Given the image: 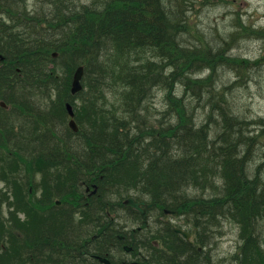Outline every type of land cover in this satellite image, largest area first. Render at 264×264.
<instances>
[{"label": "trees", "instance_id": "obj_1", "mask_svg": "<svg viewBox=\"0 0 264 264\" xmlns=\"http://www.w3.org/2000/svg\"><path fill=\"white\" fill-rule=\"evenodd\" d=\"M134 1L34 0L32 8L26 0H0V53L5 57L0 61V100L18 110L15 114L16 110L11 109L12 114L5 113L0 119L3 139H10L16 124L21 122L24 126L33 121L35 128L30 135H23L17 163L62 165L65 168L40 169L56 182L68 180L72 190H78L81 180L98 182L97 200L88 206L82 218L71 219V231H93L90 234L97 233L103 243L113 242L117 231L106 217V210L116 211V206L121 205L120 198L134 194L180 213L195 208L204 214L206 224L211 219L234 221L242 243L229 263L264 264V183L261 181L263 184L259 186L260 174L254 172L258 177L256 182L251 181L254 185L249 194L244 191L245 180L234 179L242 168L234 153L242 155V142L251 139L246 136L248 120L240 116L239 120L233 114L230 126L227 123L223 130L224 120L222 125L219 121L221 131L210 132L207 124H196L189 113L195 98L206 95L207 100H213L210 90L214 84L209 85L216 74V69L205 66L211 72L206 79H199L202 84L194 90L192 85L196 81L190 72L195 68L190 66L197 61L189 55L209 60L228 57L210 45H204L205 49L200 46L188 49L182 44L183 33L193 41L201 38L199 28L194 37L195 24L190 21L197 0L191 1L188 13L182 0ZM203 1L198 3L201 5ZM132 3L137 6L127 19L128 27L120 23L116 26V20L130 11ZM247 29L238 25L237 36L244 35L242 32ZM116 31L119 37L113 36ZM214 31L220 32L217 28ZM237 36L231 33L226 43ZM195 49L204 51L198 54ZM54 52L58 56L53 58ZM133 63L142 65L136 67ZM80 65L86 70L84 90L73 95V75ZM232 66H237V81L243 70L237 63ZM180 67L184 72L170 74ZM142 70L147 72L141 74ZM181 86L186 94L178 101L175 94ZM156 91L177 104L165 101L163 108H155L152 99ZM68 101L75 108L77 132L68 124L65 108ZM171 116L178 121L171 120ZM18 130L21 131L19 126ZM217 145L234 152L233 155L214 153L212 148ZM63 172L64 177L54 175ZM222 181L225 184L221 189ZM189 186L207 190L208 194L215 191L219 197L209 207L196 201L182 205L177 199L184 197L182 194ZM220 196L224 201L222 208L216 215L207 214L220 203ZM75 197L71 200L80 203L77 192ZM113 200L116 201L112 203ZM101 207L103 215H97ZM190 214L197 228V215ZM11 222L14 223V217ZM2 223L0 215V231ZM14 227L13 224L9 230L15 231ZM198 236L197 231L199 242ZM178 243L173 252L165 253V264H192L178 257L181 253L177 251L183 244L194 248L198 255L204 252L185 241ZM27 255L31 257L30 253ZM210 259L206 254L193 264H212ZM0 264L5 263L0 259ZM216 264L228 263L218 260Z\"/></svg>", "mask_w": 264, "mask_h": 264}, {"label": "rangeland", "instance_id": "obj_2", "mask_svg": "<svg viewBox=\"0 0 264 264\" xmlns=\"http://www.w3.org/2000/svg\"><path fill=\"white\" fill-rule=\"evenodd\" d=\"M191 1L192 0L186 3L187 7L185 13H188V9H190ZM198 2H200V0H197L194 5V10L190 12V21L195 24L193 35L196 38L195 31L199 28L207 38L203 39L204 36H202L199 39L196 38V41H193L183 33L182 36L185 35V37L181 39L182 44L188 47V49L194 48L195 46H200L201 49H205L206 47L204 45H210L214 48L216 47L218 50L223 51L231 61V65L227 63L221 64L217 67L214 80L211 81L209 87L214 84V89H217L218 91L225 89L231 94L230 101L232 104V113L237 117L240 116L242 120H248L249 125L247 127L246 136H253L254 139L255 135L260 133V135L257 136L259 137L258 141L254 142L251 140L249 142L253 149L250 154H248L247 159L250 161V166L255 168L259 165V162H261L260 159L264 153V124L262 125L261 122H259H264V0H204L203 3L205 2V4L202 3L201 5ZM26 3L32 7L34 0H26ZM238 25L241 26V28L248 27V29L242 32L244 35L237 36L235 40L232 37V39L229 40V44H227L226 40H228V37L231 35L229 33L235 31ZM214 28H217L220 32L214 34L210 33L214 31ZM201 49L199 52L198 49H195L194 51L200 54L201 51H204ZM181 52H184V50L182 49ZM212 52L221 53L219 51ZM196 56L197 55L194 56V54L189 55L190 58L197 61L190 66L191 68H195L190 72L192 75L191 77L196 81V83H193L192 85L194 90H197L198 86L202 84L199 79H206V76L211 72L209 68L205 67L209 64L207 62L209 59L203 57L194 58ZM49 63L50 66H53V63ZM234 63L241 66V70H243L242 78L237 81H235L237 66H232ZM162 94L161 91H158L152 99L153 103H156V107L163 108L164 97ZM185 94L186 92H184V95ZM207 112L208 107L206 101L195 104L194 107L189 110L190 116L194 118L196 123H201L207 115ZM5 113L12 114L10 111L4 112V114ZM237 122V124L240 123V121ZM213 127L215 128L214 125ZM244 127L246 128V125H244ZM34 128L35 122L33 121L26 123L21 131L18 130V126L16 125L14 127L15 136L13 140H11L13 146L12 144L0 143V154L6 156L12 155L11 158H13L14 151L19 149L22 145L23 135H30ZM249 143L247 142L246 144L249 145ZM248 145H245L244 151L246 150L245 148H248ZM252 153H254L253 157L251 156ZM240 169L244 174L245 181H255L257 179L251 169L245 171L243 168H239L238 172H240ZM7 171L10 175H13V170L9 165H7ZM262 172L264 173V170H262ZM22 174H27V171L24 168L22 169ZM33 179L34 178L31 176L29 181H33ZM39 179L40 177H37L35 180L39 181ZM242 179L243 177H241V180ZM259 184V186H261L263 183L260 181ZM24 186L29 185L24 184ZM5 193L6 195L4 198H1L2 194ZM13 200V188L0 179V215H8L9 210H12L13 212L16 211L15 205L11 204ZM115 201L116 200H113L112 203ZM71 202H73V200H71ZM205 206L209 207L210 204H206ZM116 207L119 208L120 205L118 204ZM160 211L162 213V218H164L165 221H169L171 224L173 223L174 225L185 228L189 231L197 229L192 220L193 216L191 214L188 215V212H181L184 216L174 217L173 215H165L162 209H160ZM132 214L133 211L130 209L125 210L123 207L120 208L119 212H113V216H115L123 225H126L125 230H131L140 225L132 219ZM150 214V217H153L152 215H158L159 213L156 211ZM216 222H218L217 225ZM158 228L159 224L150 225V229ZM208 228L210 229L208 236L214 238L213 240L215 241V245L213 243V249H207L212 264H216L218 260H223L228 264H231L228 260L242 243L239 227L234 221L231 222L228 219L221 218L209 222ZM195 238L196 236L194 233V239ZM127 258L128 260L132 259V257Z\"/></svg>", "mask_w": 264, "mask_h": 264}, {"label": "bare ground", "instance_id": "obj_3", "mask_svg": "<svg viewBox=\"0 0 264 264\" xmlns=\"http://www.w3.org/2000/svg\"><path fill=\"white\" fill-rule=\"evenodd\" d=\"M182 1H183V3L186 4L190 0H182ZM133 2H135V1L133 0ZM136 6H134V3H132L130 11L126 15L122 16L121 19L118 18L116 20V26L118 25V23H120L121 26L127 28L128 27L127 19L133 13V10L136 8ZM117 33H119V31L114 32L113 36L114 37H119V35ZM161 33H163V32H161ZM200 33L202 34L201 37L204 36L203 39L207 38V36L203 35V33L201 31H200ZM210 33L214 34V33H217V32L213 31V32H210ZM231 33H234V36H237V34H238V32L236 33V31H232L229 34H231ZM125 37H129V36H125ZM129 38L132 39V37H129ZM228 39H229V37H228ZM140 44L144 45V42H140ZM214 49H217V48L215 47ZM207 62L209 64H207L206 66L211 68V69H217V67H219L221 64L229 63L231 65V61L228 58L223 57V56H219L218 58L210 59ZM212 62L216 63V64H213ZM141 65H142L141 63H133V66H136V67H141ZM146 72L147 71L142 70L141 74H144ZM180 72H184L182 67H180L178 70H174V71L170 72V74L180 73ZM168 73H169V71H168ZM148 76H150V73H148ZM178 91H179V93L177 94ZM177 92L175 94V98L178 101H182L183 97H184L185 88L181 86L177 90ZM210 92L213 95V100L212 101L210 99L207 100L208 97H206V95L203 96V97L194 99L195 104L203 103L204 101H206L207 102V107H208V112H207V115L205 116V118L203 119V121H201V123H196L194 121V118H193V121L196 124H198V125H201L202 123L207 124L206 125L207 126L206 129L210 130V132L211 131L212 132H218V131H221L218 128V122L219 121H221V125H222V121L224 120V124H223L224 128L222 126L223 130L227 128L226 127L227 123H228V126H230L231 115H233L232 109H231V105L232 104H231V101H230L231 94L229 93V95H228L224 89H222L220 91H218L217 89H211ZM157 93H158V91L156 92V94ZM163 97H164V95H163ZM221 98H222V101H221ZM165 101L168 102V103L175 104V105L177 104L173 100L169 99L167 96L164 97L163 104H164ZM154 107L157 108L156 107V103L154 104ZM223 108H224V111L222 112L221 109H223ZM221 116H223V117L220 118ZM169 118L171 120L173 119L174 121H178V119L175 116H171ZM193 121L191 119L192 123H193ZM213 125L215 126V128L213 127ZM137 135L139 136L140 133L137 134ZM258 139H259V137H255L253 139V136H251L250 141L253 140L255 142V141H258ZM242 143H243L242 144V148H241L242 155L233 152L234 155L236 156L240 166L245 171H248V169H251L252 172H257L258 171V173H256L258 175L260 174L258 180H260V181H262L264 183V176H263L264 173L262 172V170H264V153H263L262 158L260 159L261 162H259V165L256 166L255 168H252L250 166V161H249V159H247V157H248V154H250V152L253 149V147L251 146L249 141H248L249 145L246 144L247 143L246 141L242 142ZM245 145H248V148H245L246 150L244 151ZM121 149L122 148H120V150ZM212 151L214 153L224 152V153H227V156L233 155V153H230L229 151H226L225 148L219 147V145H217L214 148H212ZM243 155H245V156H243ZM251 156L253 157L254 153H252ZM240 176L243 177L242 180H241ZM234 179H235L236 182H238L239 180L243 181L244 180V174L242 172H238L237 174L234 175ZM224 184H225V181H222V183L219 185V186H221V189L223 188ZM244 184H245L244 191L246 193L250 194L254 183H251V181L247 180V181H244ZM206 191L207 190L202 191V190L198 189L197 187L189 186L185 190V192H183V194H182V195H184V197L177 199V202L182 204V205H185V206H187L190 202H195V201H196V204H198V205H206V204H212L213 203L212 201H216L218 199L219 195L216 194L217 192H215V191L213 192L212 191L211 193L208 194V192H206ZM204 194H207V195L204 196ZM167 196L169 197V193L168 192H167ZM222 199L223 198L220 196V203H218L216 206L210 208L207 211V214L213 213V215H216L218 213V209H221L222 205L224 204V201H222ZM187 210H188L189 213H194V214L197 215L198 221H196V226H197L196 230L199 232V242L204 245L205 251L202 254L198 255L197 252L194 250V248H191V247L183 244V245H181L179 247L177 253H181V254H178L179 255L178 257H181L182 260H184L186 262H191L193 264L197 258L198 259H202V258L205 257L206 254H208L207 253V249L208 250H212L213 249V243L215 245V241L213 240L214 238H211V236H208V234H207L210 231V229L208 228V224L204 223V214L201 213V212L196 211L195 208H193V209L187 208ZM211 221H214V219L209 220V222H211ZM217 223L218 222H216V225H217ZM216 241H217V239H216Z\"/></svg>", "mask_w": 264, "mask_h": 264}, {"label": "flooded vegetation", "instance_id": "obj_4", "mask_svg": "<svg viewBox=\"0 0 264 264\" xmlns=\"http://www.w3.org/2000/svg\"><path fill=\"white\" fill-rule=\"evenodd\" d=\"M52 182V181H51ZM94 190V185L92 186H85L84 192L86 193L87 197H90ZM32 191V189H31ZM36 195L38 196V200L42 203L50 202L51 197L50 194H62L69 195L70 189L68 186H64L61 188H55L53 186H48L46 189L43 187V185H37L36 186ZM45 194H48L49 197H44ZM48 206L45 208H40L39 213L41 217H50L52 215L53 209H47ZM58 209V215H63L64 219L65 217L69 216V210H66V207L64 204H60ZM62 211V212H61ZM146 215V214H145ZM144 215V216H145ZM142 216V217H144ZM150 217V216H148ZM151 220L148 218H142V221H138L139 223H143L145 227H142L140 225L137 228H132L129 231H132L130 233H126L125 231H121L117 235L118 241L122 242L121 247L126 249V245H129L131 249L129 251H118V259L117 262L119 264H129L127 257H134L137 258L139 261L143 264L148 263L149 258V251L150 249L158 248L164 245L166 242L170 243V238L173 236L171 231H166V227L161 229L160 231H155V233L148 231L147 226L151 225ZM164 224V223H163ZM65 228V226H64ZM68 228H69V222H68ZM48 234H51L52 237L49 240ZM86 235V231H36L33 234V248L36 250H42V251H54L55 253H52L51 256L53 257L50 260L51 264L57 263V264H70V262H63L59 259H56V253L62 251V249H68L69 240L72 239V236L74 239H81L84 240ZM41 240L40 244H37V239ZM92 239H95V247L100 248L102 247V239L98 235H94ZM98 239V240H96ZM182 240V239H181ZM50 241V242H49ZM89 251L86 249L82 252V259L81 263L79 264H104L100 259L99 256L96 254L95 250H91L93 248V245L89 244ZM117 243H112L107 246V248H110V250L107 251V256L109 259L113 260L116 256L117 250L121 247H119ZM124 254H127L124 256ZM102 256V255H100ZM102 256V257H105ZM77 264V263H76Z\"/></svg>", "mask_w": 264, "mask_h": 264}, {"label": "water", "instance_id": "obj_5", "mask_svg": "<svg viewBox=\"0 0 264 264\" xmlns=\"http://www.w3.org/2000/svg\"><path fill=\"white\" fill-rule=\"evenodd\" d=\"M0 57H2V56L0 55ZM83 74H84V68H83V66H80V67L77 69V71H76V73H75V76H74L73 88H72V92H73V93H76V92H78L79 90L82 89L81 78H82ZM67 107H68V110H69V114L73 117V116H74V111H73L72 105H71V104H68ZM70 125H71V127H72L74 130H78V127H77L76 121H75L74 119H72V120L70 121ZM126 204H127V205H130V206H133V207H136V208H138V209H140V210H142V211H146L147 209H143V208L141 207V205H145L146 208H151V207L153 206V204H146L145 202H138V201H135L133 198L128 199V200L126 201ZM166 213L176 214L177 211H176V210H170V209H167V210H166ZM178 231L182 232L186 237H189V236H190L187 232H184V231H182L181 229H178ZM107 262H108V261H107ZM108 264H110V263L108 262Z\"/></svg>", "mask_w": 264, "mask_h": 264}]
</instances>
